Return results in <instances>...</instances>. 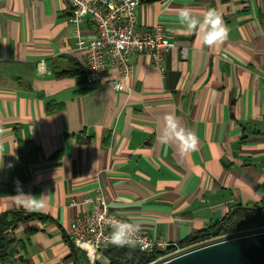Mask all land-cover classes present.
<instances>
[{
	"label": "crops",
	"instance_id": "obj_1",
	"mask_svg": "<svg viewBox=\"0 0 264 264\" xmlns=\"http://www.w3.org/2000/svg\"><path fill=\"white\" fill-rule=\"evenodd\" d=\"M184 9L197 18L216 9L228 38L204 44L208 26L188 29ZM70 18L64 0H0V215L37 214L14 231L19 258L109 264L104 251L93 263L68 234L97 192L113 212L176 243L236 205L264 203V0H141L138 31L161 24L176 45L164 72L132 56L124 90L110 82L116 71L86 81ZM79 27L93 37L89 16ZM180 131L194 133L195 150L184 151ZM17 182L41 210L21 203Z\"/></svg>",
	"mask_w": 264,
	"mask_h": 264
},
{
	"label": "built area",
	"instance_id": "obj_2",
	"mask_svg": "<svg viewBox=\"0 0 264 264\" xmlns=\"http://www.w3.org/2000/svg\"><path fill=\"white\" fill-rule=\"evenodd\" d=\"M71 8L70 21L76 26L74 35L77 43L86 51L84 61L85 79L88 83H99L103 78L116 71L110 82L116 90L127 88L126 79L131 74V58L135 54L149 56L152 65L164 72L166 58L175 43L166 35L161 24H156L153 32H140L137 29V8L141 0H64ZM89 16L95 33L87 40L80 31L82 18ZM83 212L74 219L69 227L70 239L77 247L89 251L92 262L96 263L99 253L117 246L111 243L113 228L127 222L134 232L132 245L143 252L161 251L162 253L147 264H160L197 248L226 240L239 235L262 232L264 225L235 234L212 236L194 244L181 246L165 237L150 235L143 231L130 218L113 212L102 192L86 196L81 202ZM74 204L75 201H74Z\"/></svg>",
	"mask_w": 264,
	"mask_h": 264
},
{
	"label": "trees",
	"instance_id": "obj_3",
	"mask_svg": "<svg viewBox=\"0 0 264 264\" xmlns=\"http://www.w3.org/2000/svg\"><path fill=\"white\" fill-rule=\"evenodd\" d=\"M18 170L21 171V163ZM17 180L19 179L14 177V182ZM36 215L35 213L22 211H11L0 215V264H29L26 259L18 257L22 241L14 235V231L21 222L29 221ZM254 224L257 225L256 227L264 225V203L253 207L242 204L236 205L223 219L209 228L189 236L179 244L181 246L189 245L223 232L226 233L233 228L252 226ZM161 253V251L143 252L135 248L122 246H112L104 250L109 264H147Z\"/></svg>",
	"mask_w": 264,
	"mask_h": 264
},
{
	"label": "clouds",
	"instance_id": "obj_4",
	"mask_svg": "<svg viewBox=\"0 0 264 264\" xmlns=\"http://www.w3.org/2000/svg\"><path fill=\"white\" fill-rule=\"evenodd\" d=\"M203 21V23L208 26L205 31L203 37V43L208 45L209 47L217 44L223 43L228 38L229 29L224 24L220 13L216 9H209L202 18H197L193 16L191 12L187 9L181 10L179 13V22L181 24H187V28L191 31L198 30L199 21ZM165 119L168 122V126L172 129L177 128L178 121L172 115H166ZM177 137L181 142V145L184 151L195 150L197 145V140L193 132L189 131L186 135L183 131L177 133ZM162 142L167 143V140H162ZM11 166V165H9ZM18 184V194H23L26 197V202L22 201L25 207L33 210L39 211L43 208V202L37 200L35 196L30 194H24L22 190L19 188ZM139 231V228L130 229L127 222L118 225L116 228H113L112 235L110 237V241L112 244L117 246L124 245H132L135 243L133 237L134 232Z\"/></svg>",
	"mask_w": 264,
	"mask_h": 264
},
{
	"label": "water",
	"instance_id": "obj_5",
	"mask_svg": "<svg viewBox=\"0 0 264 264\" xmlns=\"http://www.w3.org/2000/svg\"><path fill=\"white\" fill-rule=\"evenodd\" d=\"M160 264H264V231L215 242Z\"/></svg>",
	"mask_w": 264,
	"mask_h": 264
},
{
	"label": "rangeland",
	"instance_id": "obj_6",
	"mask_svg": "<svg viewBox=\"0 0 264 264\" xmlns=\"http://www.w3.org/2000/svg\"><path fill=\"white\" fill-rule=\"evenodd\" d=\"M257 225H252V226H244V227H240V228H233L229 231H227L226 233H222V234H219V235H228V234H235V233H239V232H242V231H246V230H249V229H253L255 228ZM252 227V228H251ZM215 236H218V235H215ZM196 243V242H195ZM194 244V243H192ZM190 245V244H189Z\"/></svg>",
	"mask_w": 264,
	"mask_h": 264
}]
</instances>
